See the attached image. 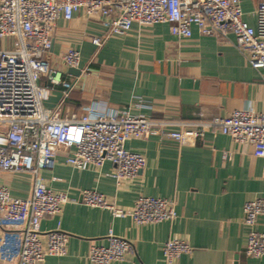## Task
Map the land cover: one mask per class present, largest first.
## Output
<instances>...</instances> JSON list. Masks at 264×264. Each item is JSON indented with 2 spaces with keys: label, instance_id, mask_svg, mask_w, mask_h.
<instances>
[{
  "label": "crops",
  "instance_id": "0c3cea01",
  "mask_svg": "<svg viewBox=\"0 0 264 264\" xmlns=\"http://www.w3.org/2000/svg\"><path fill=\"white\" fill-rule=\"evenodd\" d=\"M260 1L242 3L244 18L254 27ZM105 33L99 19L81 14L57 22L48 57L74 87L68 90L43 78L50 90L47 107L70 116L98 102L101 110L131 108L134 114L170 122L197 120L202 114L226 116L235 109L264 111L263 73L251 66L233 39L201 35L196 28L191 37L179 38L168 24L134 23L127 34L111 35L97 48L91 37ZM12 47L11 38L0 39V50ZM71 47L81 53V68H90L79 77L70 74L61 59ZM139 100L145 106H138ZM127 147L146 158L145 168L132 180L113 178L110 161L99 168L76 169L65 163L63 152L54 169L40 171L49 189L74 199L58 215L41 220L42 232L61 229L70 235L67 253L47 256L41 264H92L90 247L107 245L110 232L135 245L126 260L111 264H168L162 249L169 239H185L193 247L175 264H264V256L254 258L245 250L244 205L264 198V159L254 155L252 146L210 130L185 144L154 132L146 140H131ZM0 183L12 196L26 198L33 176L2 172ZM87 189H97L121 208H131L141 196L173 199L178 214L173 220L138 226L130 216L116 217L111 210L81 202ZM256 229L264 233V215ZM0 264L16 263L0 259Z\"/></svg>",
  "mask_w": 264,
  "mask_h": 264
},
{
  "label": "built area",
  "instance_id": "2783aa9c",
  "mask_svg": "<svg viewBox=\"0 0 264 264\" xmlns=\"http://www.w3.org/2000/svg\"><path fill=\"white\" fill-rule=\"evenodd\" d=\"M244 0H0V39L11 38L13 47L0 50V174L28 172L33 176L29 197L17 198L0 183V259L16 264H41L47 256L67 253L70 235L61 229L42 232L45 216L58 215L65 204L74 201L66 192L47 187L40 171L54 169L57 157L65 153V163L79 170L102 167L110 161L111 174L118 182L136 178L146 166L145 155L127 147L131 140H146L157 132L162 139L179 144L201 139L217 130L238 143L253 147L264 159V111L235 109L229 115L192 121L154 120L134 114L131 108L101 110L95 102L82 114L62 116L45 105L50 90L42 83L71 90L74 84L63 77V70L52 65L48 54L53 47V31L60 19L72 20L81 14L97 18L106 30L92 36L97 47L114 34H127L134 23L168 24L179 38L191 37L196 28L201 35L233 39L251 66L263 73L264 82V0L254 11L257 26L244 18ZM66 67L81 69L78 49L68 48L61 56ZM81 73V74H82ZM138 106H145L138 101ZM176 125V129H172ZM81 202L108 209L116 217L130 216L141 226L177 217L176 202L168 198L139 197L131 208H121L97 189L83 190ZM264 215V198L244 205L243 222L248 227L245 250L251 257L264 256V233L256 229ZM107 245H92V264L126 260L135 245L110 232ZM185 239H169L162 254L168 264L191 254ZM229 264H239L232 260Z\"/></svg>",
  "mask_w": 264,
  "mask_h": 264
},
{
  "label": "water",
  "instance_id": "95a60500",
  "mask_svg": "<svg viewBox=\"0 0 264 264\" xmlns=\"http://www.w3.org/2000/svg\"><path fill=\"white\" fill-rule=\"evenodd\" d=\"M68 72L76 77H79L82 73L81 69L70 67Z\"/></svg>",
  "mask_w": 264,
  "mask_h": 264
}]
</instances>
